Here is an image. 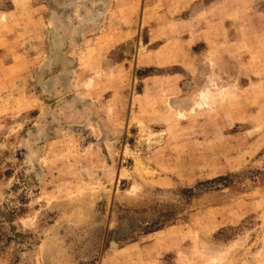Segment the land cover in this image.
I'll use <instances>...</instances> for the list:
<instances>
[{"label":"rangeland","instance_id":"obj_1","mask_svg":"<svg viewBox=\"0 0 264 264\" xmlns=\"http://www.w3.org/2000/svg\"><path fill=\"white\" fill-rule=\"evenodd\" d=\"M0 264H264V0H0Z\"/></svg>","mask_w":264,"mask_h":264}]
</instances>
